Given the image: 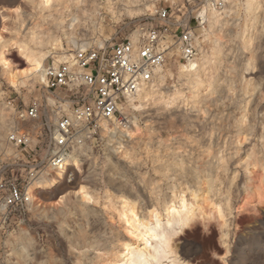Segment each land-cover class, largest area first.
<instances>
[{
    "label": "rangeland",
    "instance_id": "1",
    "mask_svg": "<svg viewBox=\"0 0 264 264\" xmlns=\"http://www.w3.org/2000/svg\"><path fill=\"white\" fill-rule=\"evenodd\" d=\"M254 1L251 10L247 0H231L206 28L203 52L188 63L193 70L169 52L146 96L128 108L125 134L110 124L109 134L81 149L83 161L77 156L92 202L69 193L77 177L38 195L0 234V264H118L121 245L134 241L119 218L122 198L139 218L177 209L181 199L198 213L181 231L166 232L157 264H264V0ZM36 2L0 0V51L27 69L17 90L0 68V170L13 173L21 156L6 136L15 110L41 99L43 83L16 45L46 53L45 66L74 49L131 39L151 4L54 0L41 11ZM18 6V15L8 10ZM43 119L22 127L32 131Z\"/></svg>",
    "mask_w": 264,
    "mask_h": 264
},
{
    "label": "built area",
    "instance_id": "2",
    "mask_svg": "<svg viewBox=\"0 0 264 264\" xmlns=\"http://www.w3.org/2000/svg\"><path fill=\"white\" fill-rule=\"evenodd\" d=\"M133 38L74 49L71 60H51L43 67L41 99L14 112L6 142L21 158L0 170V234L21 220L31 204L30 186L58 170L71 156L83 161L81 149L117 130L129 129L127 113L139 91L151 84L169 52L184 63L203 52L213 15L225 16L231 0H150ZM43 119L28 131L23 124ZM21 124V125H20ZM112 130V129H109ZM68 172V171H67ZM67 172L65 179L69 180Z\"/></svg>",
    "mask_w": 264,
    "mask_h": 264
},
{
    "label": "bare ground",
    "instance_id": "3",
    "mask_svg": "<svg viewBox=\"0 0 264 264\" xmlns=\"http://www.w3.org/2000/svg\"><path fill=\"white\" fill-rule=\"evenodd\" d=\"M27 1H30V3L32 2V0H21V3L23 4ZM53 2L54 0H37L36 7L41 11L49 10L52 7ZM247 5L248 9L251 10L257 8L254 0H247ZM8 10H11L10 12L14 15L19 14V6L15 7V9L11 8ZM219 17L220 16L213 15L209 21L208 27L219 22ZM16 52L25 61L26 65L29 67V71L38 73L39 79L44 82L43 64L47 58L46 53H41V51H39V53L34 52L31 49L25 47L23 44L16 45ZM8 56V52L3 50L0 51V68L4 73L8 84L12 88L18 90L19 86L22 84V76L24 75L25 71H27V69L23 71H18L15 69ZM72 58V54H62L59 57L58 62L71 60ZM181 69L193 70L194 68L192 69V66L188 65L181 66ZM160 78H162V76H160ZM146 94L147 92L143 88L137 94L136 99H142L146 96ZM103 127L106 130H109L106 124H103ZM66 172L68 174L69 180L63 181L65 179ZM81 174L82 163L80 159L77 156H71L68 160H66L61 168L50 172L48 175L40 178L30 186L28 189V194L30 195L32 201L30 207L33 208L35 206L38 201V195L41 193L47 190H52L62 183L71 182V179L75 180L76 177L77 181L75 183V187H73L69 193L72 194L82 205L90 204L93 200V197L90 189L82 182V180H80ZM61 203L62 199H58L57 201H54L51 206L57 207ZM178 204L179 205L177 209L174 208L173 205H167L163 209V213H160V211H157L156 209H152L148 211L146 216L139 218L135 210V203H132L126 198H122L120 200L121 209L118 212L119 218L123 220L124 223H126L128 232L131 236H133L134 241L132 243H123L121 245L122 251L119 256L118 264H157V259L160 254L159 250L157 249L164 246L161 244L166 238V232L173 229L181 231L192 221L195 215L198 214L195 213V210L193 209L194 207L187 205L182 199ZM152 243L155 245L157 244V248L152 246Z\"/></svg>",
    "mask_w": 264,
    "mask_h": 264
}]
</instances>
